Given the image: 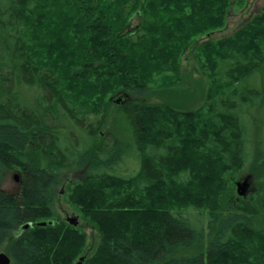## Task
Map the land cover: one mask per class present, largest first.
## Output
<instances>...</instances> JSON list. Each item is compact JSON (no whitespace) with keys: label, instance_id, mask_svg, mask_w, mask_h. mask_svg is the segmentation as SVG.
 <instances>
[{"label":"trees","instance_id":"trees-1","mask_svg":"<svg viewBox=\"0 0 264 264\" xmlns=\"http://www.w3.org/2000/svg\"><path fill=\"white\" fill-rule=\"evenodd\" d=\"M229 6L0 3V171L19 169L22 182L17 194L0 187V249L9 240L10 264H78L82 257V264H264V230L251 225L264 198L235 202L228 180L251 167L264 191V150L250 153L244 117L262 97L253 83L264 70V7L236 33L199 46L208 66L201 71L212 79L203 106L179 111L139 100L158 77L160 89L179 83L183 51L221 30ZM219 61L229 62L228 85L206 75ZM19 86L39 90L44 113ZM57 111L73 128L68 140ZM112 116L120 136L105 131ZM128 152L139 160L137 172L111 173ZM72 169L85 173L67 181V199L99 233L91 256L86 234L57 217L56 190ZM190 210L208 216L206 227L193 224Z\"/></svg>","mask_w":264,"mask_h":264},{"label":"rangeland","instance_id":"rangeland-1","mask_svg":"<svg viewBox=\"0 0 264 264\" xmlns=\"http://www.w3.org/2000/svg\"><path fill=\"white\" fill-rule=\"evenodd\" d=\"M0 3H5V0H0ZM264 7V0H230V6L228 8V15L226 17L225 26L208 36L200 37L196 44H192L183 51L182 64L180 70V81L177 85L169 89H160L159 84L163 82L162 77L156 79L157 84L153 85L152 93L149 96L139 99L145 103H166L174 109L181 111H194L206 103L208 89L212 86L211 82L204 76V71H201L200 66L204 65L207 68L206 56L199 52V46L210 40H219L223 37L232 35L238 30L247 25L251 19L261 11ZM30 33V32H28ZM200 57V58H199ZM226 64L229 62L225 61ZM224 62L219 61V67L216 72L207 71L206 75L216 74L215 78L219 84H227L224 78V71L227 67ZM212 70V69H211ZM218 72V73H217ZM257 82L253 85L262 90V97L255 101L254 104L244 108L245 128L247 133V140L250 144V153L254 150H264V70L256 74ZM215 84V83H214ZM228 85V84H227ZM18 92L21 94L25 102L31 105L40 113L45 112V107L40 102V93L37 88L25 89L19 86ZM121 98H116V103H121ZM118 103V104H119ZM60 114L62 122L66 125L68 130L60 131L61 136L69 139L68 132L73 131L71 124L65 118L63 114ZM115 112V111H114ZM91 120L95 121V116H91ZM115 116H112V121L108 125L106 132H111L116 136H120L119 129L115 126ZM75 132V131H74ZM139 168V160L136 154L127 153L124 156L122 164L115 168L111 173L131 176L134 175ZM85 171L80 170H66L61 178L60 184L57 187V217L59 219L77 218L79 230L86 234V252L91 256L97 244L99 243V233L95 226L88 221L82 219L78 209L72 205L67 199V181H77L83 177ZM258 171L252 170L249 167L245 172L230 174L229 180V192L230 196L235 198V202H238L241 198L244 200L253 199L254 202H259L264 198V191H261V187L258 182ZM248 182L246 189V196L240 197L238 195L237 185L243 182ZM21 172L19 169L3 170L0 171V187L10 194H17L21 191ZM228 192V193H229ZM261 193V194H260ZM228 196V195H227ZM248 198V199H247ZM187 216L193 222L195 226H205L208 221L207 215H201L199 212L190 210ZM252 227L258 230H264V207L261 209V214L252 220ZM206 227V226H205ZM199 228V227H197ZM9 240L0 249V254L4 253L8 255ZM198 248L182 252V254H191L197 251Z\"/></svg>","mask_w":264,"mask_h":264},{"label":"water","instance_id":"water-1","mask_svg":"<svg viewBox=\"0 0 264 264\" xmlns=\"http://www.w3.org/2000/svg\"><path fill=\"white\" fill-rule=\"evenodd\" d=\"M117 103H119V102H117ZM237 187H238V195L240 197H245L246 196V189L248 187V182L245 181L242 184L239 183L237 185ZM66 220H67V222H69L73 226H77L78 225L77 218H67ZM41 225L44 226V225H46V223H42ZM31 226H32L31 224H28V225H26L25 229L30 228ZM84 259L85 258L82 257L80 259V261L78 262V264H82V262L84 261ZM10 262H11V259H10V257L8 255H6L4 253H1L0 254V264H10Z\"/></svg>","mask_w":264,"mask_h":264}]
</instances>
